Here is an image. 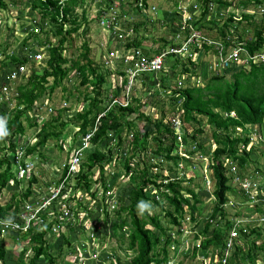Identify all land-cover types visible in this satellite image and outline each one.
Here are the masks:
<instances>
[{"label": "trees", "instance_id": "16d2710c", "mask_svg": "<svg viewBox=\"0 0 264 264\" xmlns=\"http://www.w3.org/2000/svg\"><path fill=\"white\" fill-rule=\"evenodd\" d=\"M4 1L0 0V11L3 12L7 11V3ZM27 1L31 3L33 11L40 14L49 26L54 27V37L58 36L59 39L56 44L49 40L41 42L36 36L34 37V34L26 33V42L34 37L40 47H43L44 43V49H35L33 45H29L23 47L21 53L8 52L6 45H0V90L4 83L6 84L7 72L17 70L20 65L26 63L23 55L39 52L44 55L43 50L46 53V59L43 58L38 63L41 66V74L31 67V73L28 76H22L14 84L11 82L6 84L10 89L17 91V96L13 99V108L8 109L6 103L0 104V116L6 117L3 123L6 134L0 138V199L3 192L10 191L11 193L8 201L3 204L0 201L1 222L20 221L26 202L32 199L40 200L43 193L45 196V186L43 183L40 184V178L32 176L26 180L25 178L18 179L15 175L12 159L17 153V147L26 146L23 159L33 160L38 165L46 163L44 152L47 143L54 140L55 146L61 151L62 137L68 125L78 128L77 135H85L93 128L98 116L104 115L99 118L98 127L92 139L95 145L94 152L83 159L76 177L73 188L75 194L73 198H70V201L75 203L76 211L72 220L60 227L54 238L62 240L60 249L62 245H65L67 253H62L59 249L58 252H52L55 249L51 248L46 237L51 225L42 230L32 227L26 232L21 230L8 232L5 238H0V264H6L4 261L7 254L6 243L30 245L32 255L26 264H40L41 261L57 264L58 258L76 253V249L70 244L69 232H72L74 228H79L77 238H80L79 234H83L81 236L84 238L83 241H86L89 238L88 234L92 232L95 239H100L99 246L102 245L101 241L108 238L106 233L99 235L100 226L105 227L112 219V238L117 239L120 251L129 254L127 264H183L181 261H175L173 255L170 254L171 247L182 244L180 239L172 238L170 228L176 229V236L181 237L184 231L182 221L185 220L187 214L190 223L194 226L198 224L202 215L198 207L202 203L199 199L200 192L204 190L202 186L207 183V180L214 183L213 204L201 230L193 235L192 241L200 239V243L199 247L193 246L190 258L195 259L198 251L204 258H209L211 255L221 258L231 229L238 218L243 216V213L237 210V204L250 202L245 191L233 184V174L230 168L234 167L235 176L240 181L246 178L253 183L257 181V189H264V181H262L264 178H255L258 173L253 175L245 173L246 167L252 163L251 154L257 145V138L252 137L250 128L259 127L264 123V64L250 61L248 71L242 68L232 71L230 79L226 78L224 73L218 71L217 68L213 70L206 85L198 87L192 86L190 80L199 76L197 71L202 65L200 60L203 58L196 62L189 57L179 59L176 54H171L169 56L173 59L170 63L165 62L162 72L156 76L152 73L138 76L140 83L147 89L153 85L151 80L155 77L161 90L170 91L168 104L171 108L169 110H164L161 98L152 100L149 96H145L147 101L142 104L143 93L139 96H132L125 107L116 103L111 104L126 86V71L133 67L134 59L131 57L134 51H139L142 57L150 59L158 53L159 49L166 50L165 46L168 43L173 48L179 47L177 41L174 40L175 36L172 40L168 38L169 36H160L158 38L160 47L155 52L152 42L156 40L147 38L150 40L147 41L136 37L139 30L143 28L144 32L147 28L153 29L157 22V26L163 30L176 26L178 32L182 26L181 12H177L178 1L174 4V19L171 22L165 19L160 22L161 20L157 21V18L161 11L159 8L156 12L152 10L156 7L150 4L151 0H128L126 2L121 0L119 5H127L128 14H122L119 17L120 22L116 18L117 29H114L115 25L110 27L113 39H109L110 42L108 40L110 44L113 43L111 51L108 52H113L115 55L108 57V60L100 66L94 64L90 58L87 41H83L77 58L73 59L63 55L66 50L65 44L71 40L72 35L80 36L81 28L88 23L85 10H82L81 14L76 11L78 7H82V0ZM104 1L107 10L112 8L113 0ZM199 1L202 5L198 8L197 5L195 6L199 13L197 21H194L196 30H202L205 36L210 38H212L209 35L210 32L215 30L214 39L220 38L225 47L243 43L249 57L264 51V13L260 16V21L255 23L256 14L253 13L255 10H251L250 13L246 11L252 5L254 9L264 6V0H239L237 3L228 0ZM210 6H214L215 12L218 8L226 11L227 18L222 24L214 18L206 21ZM188 9L191 11V8ZM239 9L244 13L238 20L235 18L234 11ZM134 11L138 12V16L134 14ZM148 12L152 13L153 18L148 17ZM190 18L193 19L192 16ZM0 20H2L1 17ZM243 22L254 24L253 35L249 39L244 38L245 31L243 35L241 33L243 29L240 24ZM181 32L184 38L190 34L188 28H184ZM233 36L236 39L229 42L227 38ZM141 42L150 43L149 49L142 48ZM203 47L205 56L209 51L214 53L213 48ZM195 53L200 54L198 48L195 49ZM130 58L131 61L128 60ZM111 73L123 80L119 86L113 88L111 94H108V91L102 87ZM73 78L78 80L75 97L72 93H67L65 88V83H70ZM179 82L183 85L180 88L178 87ZM135 86L133 87L134 93L136 92ZM57 88L65 92V101H71L72 105L66 106L68 108L53 109L46 104ZM65 101L63 103H66ZM78 103L80 104L79 109L71 114L70 111H73L79 105ZM40 105L45 106L44 111L40 112ZM142 106H145L147 110H142ZM49 109L51 112L47 113ZM154 109H158L155 118L152 116ZM27 113H31L34 119L31 116L26 117ZM169 113L170 117L167 116ZM65 114L69 115L67 119ZM42 115H46V118ZM174 118L182 124L181 142L184 145L180 147L177 131L172 123ZM204 122L211 129L214 145L212 151H207L201 143V136L205 133ZM31 129H35L32 143L30 138L25 137ZM252 131L254 132V129ZM254 134L257 133L254 132ZM110 135L112 140H115L111 147L106 142ZM12 139L15 141L13 142ZM123 140L129 145L123 165L126 169L125 174L129 176L133 186L126 198L118 197L116 206L110 209L111 197L106 195L112 191L108 185L111 172L107 171L108 174H106V168L122 161L119 151ZM182 147L183 151L180 153L179 149ZM261 155L263 154H259ZM194 157L208 158L206 168L211 177L206 180L201 178L202 181H199L200 183H197L195 187L197 191L185 185L192 184L197 179L196 176L188 178V175L185 176V167L192 163ZM137 165L142 166L141 169H136ZM95 168H98L100 173L98 180L92 179ZM261 173L264 175L263 172ZM151 189L161 194L164 203L151 197ZM98 191L101 193L98 194ZM83 195L93 200L90 206L83 204ZM146 205L148 208H145ZM229 206L237 212L231 214ZM156 208L157 211H155ZM255 209L258 213L262 212L259 207ZM83 213L85 223L89 225L88 232L83 228L84 222L79 221ZM160 213L163 214L162 217ZM164 222L167 227L164 226ZM125 229L128 230L127 234ZM1 231L2 227H0ZM237 232L238 235L233 241L227 264H256L258 260H264V242L256 246L262 229L252 227L251 223L244 225L240 222L237 225ZM246 245L247 249L244 248ZM83 248V251L87 252L86 248ZM99 250L100 255L97 253V256H91L92 259L101 257L102 260H99L102 264H123L117 260L115 251L109 254L106 250ZM210 251L211 254H209ZM25 254V251H22L18 257V263L15 264H24ZM83 254H79L76 260H82L81 255ZM105 258L109 260L104 263Z\"/></svg>", "mask_w": 264, "mask_h": 264}, {"label": "rangeland", "instance_id": "374dc122", "mask_svg": "<svg viewBox=\"0 0 264 264\" xmlns=\"http://www.w3.org/2000/svg\"><path fill=\"white\" fill-rule=\"evenodd\" d=\"M126 1L128 0H125V2ZM177 1L178 2L180 1L183 3L182 5H180L181 8H183L184 7L183 5L185 4L192 10H196V7H195L196 5H197V8L199 5H202V3L199 0H151L150 4H152V6H155L156 9L159 8L161 10L160 15L158 16V18L160 19L157 18V21L161 20L160 22H163L162 20L165 19L167 22H171L174 19V14H175L174 4ZM228 1H235V3H237L239 0H228ZM4 2L7 3V11L5 12L0 11V17L2 19L0 20V45L2 44L3 46L6 45L8 47V50H7L8 52L17 51V53H21L22 48L27 47L29 45H33L35 49L37 48L40 50L44 49V43H43V47H40L38 45V42L35 41V38H34L35 36L37 39H40L41 42H44L45 40L52 41L53 44H56L58 42L59 37L58 36L54 37V27L49 26L47 21L41 18L40 14H37L35 11L31 9V6H30L31 3L29 1L27 0H5ZM113 2L114 4L112 8L107 10V5L104 0H82V3H81L82 7L80 8L78 7L76 11L79 14H81L82 10H85L86 18H88V23L84 24V26L81 28L80 36L72 35L71 40L65 44L66 50L63 53L64 56H68L73 59L77 58V56H79L81 52L80 47L83 44V41H87L88 47L90 49V58L93 60L94 64H98L100 66V64L105 63L106 60H108V54H109L108 51H111V48L113 45V43L110 44L109 42L111 39H113V37H112L111 31L109 30V24H106V23L102 24L101 22L106 21L109 18L111 20H113L114 18H117V20L120 22L119 17L122 16V14L124 15L128 14L127 5L125 4L123 6L119 5L121 0H113ZM251 10H256L254 9L253 5L249 6L246 11L250 12ZM241 11H242L241 9L234 11L235 18L238 20L241 18ZM149 13L150 12L147 13L148 17L153 18L152 13L151 14ZM253 13L256 14L255 23L259 22L261 12L255 11ZM134 14L138 16L137 11H134ZM197 17H198V12H196V18ZM206 18H207L206 21L214 18L216 20L221 21L220 23L222 24V22L227 18V13L224 9L218 8V10H216V15H214V8L212 7L209 10ZM157 23H155L153 29L147 28L143 32V28H142V30H139V32L136 33L137 38L141 37V38L146 39L147 41H150L149 40L150 38L151 40H156L155 42H152L154 43V45H152L153 48L160 47L159 39H158L160 36H167V37L169 36L168 38L172 40L177 32L176 26L175 28L174 26L171 27L169 30H166V29L163 30L162 28L157 26L158 25ZM251 24L246 23V22H243L240 24L243 29V31H241L242 35L244 31L246 32V34L243 35L245 39H249L253 35V25L254 24L253 23ZM46 31L47 33H45ZM26 33L34 34V37L33 38L30 37L31 39H29L27 42L25 41V38L27 37ZM215 33L216 31L212 30L209 35L212 38H214L216 36ZM149 44L150 43L141 42V47L147 50L149 49ZM43 53H44V59H46V53L44 50H43ZM204 56H205L204 53H200L197 56V60L202 59V58L203 60H200V63H202V65L197 71L199 76L197 78L195 77L192 80H190L192 86L204 87L206 83L210 80V76L213 74L212 73L213 66L216 63L215 55L211 51H209V54L205 57ZM180 58H184V57L181 56ZM165 59L168 63H170L173 57L168 55ZM33 68L38 71V74L42 73V70L40 69L41 68L40 64L32 63V69ZM241 68L243 70L248 71L250 69V65L249 64L247 65L245 63H240V62L234 65L230 64V66L227 68L222 67L221 72L224 73L226 78L230 79V74L232 73V71H237ZM122 80L123 79L121 77L117 75L115 77V75L111 73L107 77V82L102 88L108 91V94H111L113 91V88L115 86H119ZM151 82L153 83V85L150 86V89H147L145 85L143 86L142 83L136 84L135 86L136 92L135 93L133 92L132 96H139L140 93H143V96L141 99L142 104H144V102L147 101L145 96H149L150 99L152 100L156 98H161V101L163 102L164 110L165 111L169 110L171 108L168 104L170 91H167L168 89H166L165 91L161 90L159 86V82L155 77L152 78ZM77 85H78V80L76 78H73L70 83H65V88L67 90V93H72L73 97H75L77 95ZM80 90L82 91L81 88ZM144 92L146 93L144 94ZM156 94H158V96ZM64 96H65V92L62 91L61 88H57L51 95V99L46 101V104H48V107L53 108V109L54 108L58 109V108L66 107L69 105L71 106L72 105L71 101H65ZM121 97H122V93H120V95L117 98L121 99ZM64 101L66 103H63ZM12 107H13V103H10V105L7 106L8 109ZM79 107H80V104L76 108H74L73 111H70L72 112L71 114H74L77 111V109H79ZM141 109L144 111L147 110L145 106H142ZM44 110H41V111H44ZM157 112H158V109H154L152 111L153 118L157 116L156 115ZM30 116L34 119V116H32L31 113L26 114V117H30ZM42 116L46 118V115H42ZM68 116H69L68 114H65L66 119ZM167 116L170 117L171 114L169 113ZM203 128H204L205 133L201 136V143L207 151L208 150L212 151L214 149V145H213V139L211 137V129L209 128V126L205 124V122L203 123ZM252 129H254V132L258 134L259 138L257 137L256 149L251 154L252 163L248 167H246L245 173L248 175H253V174L258 173L256 174L255 178H264V175L261 173V172L264 173V123L263 125L259 127L254 126L250 128V132H253ZM72 130L73 128L68 125L66 127V133L65 135H63L62 138L64 139L65 137H67V134H69ZM34 131L35 129H31L25 135L26 138H30L31 143L34 141L33 139ZM180 133L182 132L179 131L178 134ZM257 134L255 135L257 136ZM106 142L111 147L112 145H114L115 140L113 141L112 136L110 135V138ZM55 143L56 142L54 140H50L47 143V146L44 152L46 156L45 157L46 158V161H45L46 169H43L40 171V174L43 175V177H41L39 180L40 184L46 181H49L53 178L54 167H57V165H59L62 162V160L65 158V154L62 152V150L59 151L57 149V147L55 146ZM181 145H184L183 142H179V147ZM128 146L129 145L123 140L121 142L120 151H119V156L121 157L122 161H119L117 165L114 163L116 166L112 164L106 168V174H108L107 171L111 172L110 177H108V185L110 186L112 190L113 197L115 196L116 198L120 196H123L124 198H126L128 192L131 190V187L133 186L129 179V176L125 174L126 169L123 165L124 158L126 156L125 154L128 152V148H129ZM179 150H181L180 151L181 153L183 151V147L182 149H179ZM113 151H115L114 147H113ZM259 154H263V155L259 156ZM114 156L116 157V153ZM191 162L192 163L190 165L185 167V176L188 175L187 178L190 176H196L197 179L192 184H185V185H187L189 188L196 189L195 188L196 184L200 183L202 179L206 180V179L211 178L209 176L208 169L206 168L208 164V158L194 157ZM141 167L142 166L137 165L136 169L138 168L141 169ZM99 175L100 173H99L98 168H95V170L93 171L92 179L98 180ZM213 185H214L213 181L209 182L207 180V183H205L204 186H202V189L204 190L200 192V198H199L202 203L200 204V206H198L200 207V211L202 215L199 219L198 224L194 226V224L190 223L188 220L189 217L187 214L185 216V220L182 221L184 231L182 229L183 235L181 237H178V235L176 236L175 234L176 229L170 228L172 230V238H177L178 240L180 239V241L182 242V244L174 245L173 247H171V250H170V254L173 255L174 260L177 262L181 261L183 264H212V261L214 260V257L204 258L199 253V251L197 252L195 259L190 258L193 246L199 247V243H200V239L194 242L192 241L193 235L201 230L203 224L206 221L207 215L210 213V210L212 208L213 198H214L212 195V191L214 188ZM33 187L34 185L32 186V189ZM13 189H15V187H13ZM253 190L256 191L255 188H253ZM100 193L101 192L98 191V194ZM10 194H11L10 191L3 192V195H1L2 198L0 199L2 204L10 199ZM150 195L153 199L155 198L158 202L164 203V200H162L163 198L161 197V194L157 192L156 190L151 189ZM254 196H255V199L248 206H243L245 203L242 205V207L239 205V203L237 204L238 210L240 209L239 211L243 213V216L238 219H242L245 223L250 222L252 224V227H257V228L262 229L260 239L256 241V246H259L262 244V242H264V220H262L264 219V189L261 193L258 194L257 198H256V193H254ZM82 197H83L84 203L82 201L81 202L83 204H85L86 206H90L92 204L93 200H91V198H89L87 195H83ZM230 198L232 199V195L230 196ZM32 201H34V199H32ZM236 201L238 202V199H236ZM254 206L261 208L262 212L258 213ZM145 208H148V206L146 205ZM155 211H157V208L155 209ZM229 211L231 212V214H233L234 212H237L235 209L231 207ZM84 215H85L84 213L81 215V218L79 219V221L84 222L83 228H85L86 231L88 232L87 230L88 228L86 227L87 223H85ZM162 215L163 214L160 213L161 217ZM161 219L164 220L163 218ZM111 223H113V219L109 221L108 225H106L105 227L102 225L100 226L99 235L106 233L108 238L104 241H101L102 245H99V246L98 244H99L100 239L98 238L92 242H90L89 239H87L86 241H83L84 238L81 237L83 236V234H79L80 238H77V234L80 229L74 228L72 232L68 233V237H69L70 244H72L73 248L76 249V253H72L71 255H68L66 257L58 258L57 264H76V263L78 264L79 263L80 264H102L100 262V260H102L101 257H99L100 260L92 259L91 257L94 255L97 256L98 254L100 255L99 249L106 250L109 254L111 253V251H115L117 253V255H115L117 260L122 262L123 264H127L129 262L128 261L129 254L123 251H120V249L118 248L117 239L112 238ZM163 224L164 226L167 227L166 222H164ZM125 233L126 234L128 233L127 229H125ZM97 236H98V233H97ZM46 237L50 243L51 248L55 249V251L52 250V252L55 253L60 250L62 251V253H67V248L65 247V245L64 246L62 245V249H60V245L62 244V240H60V238H58L59 240L54 239L56 236L54 234H49V233L47 234ZM83 247L86 248L87 252L83 251L84 250ZM5 248L7 250V254L4 258V261L6 264L18 263V257H20V254L22 253V251H25L26 253L24 255V264L27 263L28 258L32 255V250L30 249V245H26V244L22 245L21 243L19 244L6 243ZM244 248L247 249V245L246 247L244 246ZM82 253H84L83 255H81L83 256L82 257L83 259L76 260V258H78V255ZM209 254H211V251L209 252ZM108 260H109L108 258H105L104 263L107 262ZM40 264H48V263L41 261ZM106 264H109V263H106ZM246 264H249V263H246ZM256 264H264V260H258Z\"/></svg>", "mask_w": 264, "mask_h": 264}, {"label": "built area", "instance_id": "2783aa9c", "mask_svg": "<svg viewBox=\"0 0 264 264\" xmlns=\"http://www.w3.org/2000/svg\"><path fill=\"white\" fill-rule=\"evenodd\" d=\"M182 2H178L177 12H181V20H182V26L178 32L175 34L174 40L177 41V44H179V47L173 48L168 43L166 47V50H162L159 48H155V50H158L156 55H154L150 59H146L142 57L139 53V51H134L132 54V59H134L133 67L129 68L126 71V77H127V83L126 86L122 92V98L118 99L116 98L113 100L111 104L116 103L117 105L121 106H127V104L130 102V99L133 94V87L140 83L138 76L140 74H146V73H152V75L156 76L162 70L165 68V62L166 57L171 54H176L177 58L183 57H189L193 61H198L197 56L199 54L195 53V49L198 48L200 53H204V47L208 46L214 49V55L216 58V63L213 66V70L219 69L218 71H221L222 67L227 68L230 66V64H237V63H245L250 64V61L253 63H262L264 64V51L261 53L255 55V56H248L246 53L243 43H237L236 45L232 46L228 45L227 47L224 46L223 42L220 38L214 39L210 38L209 36H205V33L203 31L196 30V26L194 25V21H197L196 18V12L198 10H192L188 9L189 7L187 5H183L184 7L181 8L180 5H182ZM214 8V6H210L209 10L211 8ZM259 9V10H258ZM258 9L255 11L261 12V15L264 13V6H259ZM152 10L156 11V8H152ZM190 11V12H188ZM215 11V10H214ZM248 12V11H247ZM244 13V11H241V14ZM250 13V12H248ZM193 19L191 20V16ZM199 14V13H198ZM216 12H214V15ZM190 16V17H189ZM108 20V21H107ZM106 21H102L101 23L109 24V30L111 26H114L116 21V18L111 20L110 18ZM188 22V23H186ZM191 22V23H190ZM184 28H188L190 31V34L184 38L181 36L183 34ZM114 29H117L116 25ZM233 31V30H232ZM236 38L235 36L227 38V40L233 41ZM209 52L207 53V55ZM115 55V53L110 52L108 54V57ZM23 58H26V63L24 65H20L17 70L8 71L7 72V80L6 84L8 85L10 82L14 84L15 81H17L22 76H28L31 73V67L32 63H39L43 58L44 55L42 53H29L28 55H23ZM128 60H132V59ZM1 82V81H0ZM4 83V85L1 87L0 90V104L6 103V105H10V103H13L14 106V97L17 96V91H14L13 89H10L7 85ZM182 83H178V87H182ZM65 106V104H64ZM13 108V107H12ZM11 108V109H12ZM44 106H39L40 112L41 110H44ZM78 110V109H77ZM51 110L49 109L47 113H50ZM104 115L101 114L98 116L95 125L93 128L88 131L85 135H77L78 128H73V130L67 134V137H65L62 142V152L65 154V158L62 160V162L57 165V167H54V173L53 178L49 181L44 182V189H45V196L43 193V196H40V200L34 199L28 200L25 204L23 213L20 217V221L18 222H10V221H0V227H2V231L0 232V238H5V235L8 232H13L15 230H21L22 232L29 231L32 227H38V229L42 230L43 228L47 227L48 225H51V228L49 229V234H54L57 236L58 230L60 227L65 226L68 221L72 220L73 215L75 213L76 206L75 203H72L70 201V198H73V195L75 194L73 191V188L75 187V181L76 177L79 174V167L81 166V163L83 159L88 156L90 153L94 152L95 145L92 143V139L95 135L96 129L98 127V121L99 118ZM0 121H3L5 123L6 117L0 116ZM173 126L175 127L177 131V140L181 142V136L183 134L181 123L177 119H172ZM179 131L182 133L178 134ZM181 135V136H180ZM252 137L254 139L257 138V136L254 133H251ZM14 142L15 140L12 139ZM26 143V142H22ZM26 150V146H20L17 147L16 151L17 153L13 155V171L18 179L25 178L26 180L30 179L32 176H37L38 178L43 177V175L40 174V171L43 169H46V163L43 164H36L33 160L29 159H23V154ZM231 165V164H230ZM233 178L232 182L235 186L238 188H241L245 191V194L249 196L250 203L253 202L255 199L254 193H256V198L259 193L263 191V189H257L256 182L253 183L249 179H245L244 181H240L238 177L235 176V169L234 167L230 168ZM254 181V180H253ZM253 188L256 189V191L253 190ZM36 191V190H35ZM106 196L111 197V205L110 209H113L115 207V203L117 198L114 196L112 191L110 193H107ZM40 201V202H39ZM249 202V201H248ZM73 205V206H71ZM264 220V219H262ZM239 221V222H238ZM247 224L242 219H238L236 221V224L234 225L233 229H231L229 233L228 241L226 242L223 256L217 257V256H210L214 257V260L212 261V264H227V260L230 257L231 253V247L233 245V241L238 235L237 232V225L239 223ZM21 224H23L21 226ZM87 228H89V225H86ZM56 233V234H55ZM47 236V235H46ZM88 239L90 242L95 240V237L93 236V233L88 234ZM95 253V252H93ZM92 253V254H93ZM94 255L93 257H95Z\"/></svg>", "mask_w": 264, "mask_h": 264}, {"label": "clouds", "instance_id": "9594fccd", "mask_svg": "<svg viewBox=\"0 0 264 264\" xmlns=\"http://www.w3.org/2000/svg\"><path fill=\"white\" fill-rule=\"evenodd\" d=\"M215 12V11H214ZM216 15V14H215ZM6 134V132L4 131V128H3V121H0V138H2L4 135ZM245 203V204H244ZM244 203H242V204H239L241 207H242V205L243 206H248V205H250L251 203L250 202H244ZM256 205V204H255ZM255 208H257V206H254ZM237 210H238V208H237ZM240 210V209H239ZM238 210V211H239ZM247 224H250V222H247Z\"/></svg>", "mask_w": 264, "mask_h": 264}, {"label": "crops", "instance_id": "0c3cea01", "mask_svg": "<svg viewBox=\"0 0 264 264\" xmlns=\"http://www.w3.org/2000/svg\"><path fill=\"white\" fill-rule=\"evenodd\" d=\"M161 11V10H160ZM158 19H160V18H158ZM156 44V43H155ZM153 45H154V43H153ZM155 52H156V50H155ZM252 133H254V132H252ZM258 138H259V136H258Z\"/></svg>", "mask_w": 264, "mask_h": 264}]
</instances>
